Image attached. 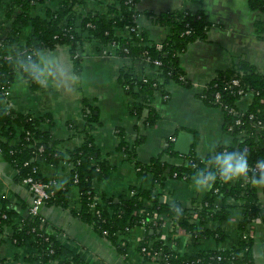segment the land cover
<instances>
[{"label": "crops", "instance_id": "crops-1", "mask_svg": "<svg viewBox=\"0 0 264 264\" xmlns=\"http://www.w3.org/2000/svg\"><path fill=\"white\" fill-rule=\"evenodd\" d=\"M60 0H47L29 10L30 16H43L47 9L57 8ZM113 0H84L78 5V13L88 11L106 13ZM249 0H139L136 26L147 33L150 42H161L168 35L167 26L156 23L159 14H171L182 9L202 12L209 23L204 37L191 41L178 55V63L183 70L186 84L167 83L162 92H157L151 106L158 114V120L149 127L130 113V104L134 99L126 94L118 81V74L127 62L113 55L111 46L102 47L95 40L87 41L80 60V69L74 70L67 45H57L52 51L63 54L73 70L79 75L78 90L72 98L49 95L37 88H30L27 81L16 74L12 84L1 101V106L13 108L20 113L42 115L49 114L52 123L42 124L49 129L56 148L66 152L83 144L86 136H91L100 157L112 167L108 179L96 182L94 189L101 197L130 196L133 187L151 188V177L138 176L133 161L127 160L117 149L123 132L124 140L133 143L142 137L136 147V161L147 163L160 157L168 167L185 163V156L178 153L165 154L162 149L166 141L174 139L180 130L193 134L190 153L203 158L220 146H231L232 137L222 130L223 113L220 108L204 104L198 97L199 87L207 84L222 70L228 69L239 59L252 64L264 73V9H251ZM10 8L8 0H0V41L11 26L12 19L6 16ZM31 34V28L21 30L20 38L14 46L19 49ZM120 36L128 32L119 29ZM5 49L9 50V47ZM133 71L149 76L151 70L142 63H133ZM251 94L240 99L238 107L246 109ZM88 115L93 116L87 121ZM0 161L3 173H0V207L5 206L11 224L21 223L27 216V207L32 195L20 181H15V170L2 156ZM71 162L64 161L57 167L39 162V171L43 178L61 186L70 180ZM208 191V190H207ZM207 191L197 190L193 177L189 180L168 177L162 187L153 191L154 198L168 205L176 204L180 209H190L201 201ZM258 191L260 216L249 226L253 243L251 247L252 263L264 264V195ZM130 193V194H129ZM68 207L44 204L40 208L41 228L53 235L62 246L61 254L45 264H62L76 258L77 264H158L142 259L136 248L137 242L144 237L145 230L135 227L127 235L126 254L120 251L118 241L113 245L103 235L98 234L89 224L74 214L79 205L77 188L71 186L67 191ZM219 207L221 199L217 197ZM232 207L228 216L221 222H208L210 228L220 227L224 240L216 242L213 238L202 239L193 244L190 236L178 227V230L157 228L159 238L164 242L172 241V248L178 253L192 255L197 251L221 247L228 249L237 245L240 236L237 224L241 220L239 202L227 200ZM163 217H168L161 213ZM159 229V230H158ZM12 226L5 225L0 233L1 264H41L31 258L35 250L31 242L14 245L10 239ZM172 231V232H171ZM174 240V242H173ZM120 242V241H119Z\"/></svg>", "mask_w": 264, "mask_h": 264}, {"label": "trees", "instance_id": "trees-1", "mask_svg": "<svg viewBox=\"0 0 264 264\" xmlns=\"http://www.w3.org/2000/svg\"><path fill=\"white\" fill-rule=\"evenodd\" d=\"M45 1L47 0H8L10 8L6 11V16L12 19V23L0 41V156L15 170L14 180L21 182L24 177L30 176L47 183L52 195L45 204L63 208L68 207L67 191L71 186H76L79 209L72 211L98 234L103 235L105 231V238L113 245L116 243L114 233L117 230L134 228L142 225L141 221L147 222L141 244L148 247V243H151V247L147 249L150 253H157L158 264H253L252 235L241 237L237 245L228 249L217 247L197 251L192 255L180 254L172 248L170 239L164 242L159 238L160 233H156L157 228L152 227L149 218L164 213L172 220V226H178L190 236L193 244L210 237L218 243L222 242L225 236L220 227L212 229L207 223L221 222L228 216L232 206L226 203L227 200L239 202L242 217L237 228L240 232H245L260 216L257 189L264 195V185L251 183V178L258 175V171L249 172L247 180L225 182L218 179L201 201L190 209L182 210L176 204L159 202L153 196L154 189L162 187L168 177L189 180L198 169L205 167L211 154L199 158L189 153L185 156V163L179 166L168 167L160 157L140 163L136 161L135 151L142 142V137L135 139L133 143H127L123 132L118 131L120 140L117 149L127 160L133 161L138 176L143 180L151 177L152 185L148 189L133 187V193L127 198L121 195L117 198L101 197V204L97 206L99 215L93 216L89 203L96 192L94 184L108 179L112 167L100 157L91 136L87 135L81 146L64 153L56 148V141L52 139L50 130L41 126L44 123L51 125L49 114L20 113L13 108L1 106L16 74L21 75L30 88H36L17 68L15 61L19 54L67 45L74 70L78 72L84 45L87 41L95 40L102 47L111 46L113 55L126 59L127 64L120 69L118 81L124 92L134 99L130 104V113L141 119L144 125L151 127L158 120V114L151 106L155 94L162 92L169 82L188 85L183 78L178 55L191 41L204 37L209 23L203 13L182 9L171 14H159L156 16V23L167 26L169 32L161 42H150L147 33L135 23L139 14L136 8L139 0H113L106 13L88 11L85 14L76 10L84 0H60L56 9H47L43 16H30L29 10ZM248 4L251 9H264V0H249ZM25 27L31 28V34L24 45L16 50L12 46L17 44L21 30ZM124 28L128 32L127 36L118 35V30ZM3 47L10 49L4 50ZM154 61L160 64L156 66ZM133 63H142L151 70V74L146 77L135 73L131 67ZM233 79L238 80L237 85L231 84ZM216 94L219 96V103L215 101ZM247 94H251V100L246 109L241 110L238 103ZM197 97L204 104L221 109L222 130L233 140L231 146H220L214 151L228 148L245 152L250 166L257 160H264V128L261 127L264 125V73L244 59H239L232 67L219 71ZM92 119L91 115L86 118L88 122ZM237 120L239 123H236ZM172 143L173 141H166L162 152L175 154ZM64 161L73 165L67 183L56 186L53 181L41 176L39 162L57 167ZM73 174L77 177L76 184H73ZM217 197L221 199L219 207L215 202ZM146 201L152 203L151 208H145ZM9 213L5 206L0 207V233L2 226H12L10 239L14 245L31 242L35 250L31 258L41 264L48 263L61 254V244L41 228L40 218L28 215L21 223L11 224ZM120 251L124 252L125 247H121ZM149 260L148 256H144V261ZM78 262L73 258L62 264Z\"/></svg>", "mask_w": 264, "mask_h": 264}, {"label": "clouds", "instance_id": "clouds-1", "mask_svg": "<svg viewBox=\"0 0 264 264\" xmlns=\"http://www.w3.org/2000/svg\"><path fill=\"white\" fill-rule=\"evenodd\" d=\"M16 66L37 89L49 95L72 98L78 90L80 77L63 54L51 49H36L19 54ZM258 175L251 178L254 185H264V160L256 161ZM250 165L248 155L242 151L224 148L214 151L193 176L197 190L207 191L221 181L247 180Z\"/></svg>", "mask_w": 264, "mask_h": 264}, {"label": "built area", "instance_id": "built-area-1", "mask_svg": "<svg viewBox=\"0 0 264 264\" xmlns=\"http://www.w3.org/2000/svg\"><path fill=\"white\" fill-rule=\"evenodd\" d=\"M160 47V46H159ZM6 47H3V49L5 50ZM7 50V49H6ZM154 64L156 66H158L160 63L158 61H154ZM238 80L237 79H233L231 81L232 85H237ZM206 84L201 85L199 87V92L200 93L204 88H205ZM239 94H241V91L238 92ZM245 96V95H244ZM243 96V97H244ZM219 96L218 94H216L215 96V101L218 102ZM219 103V102H218ZM220 106H222L221 104H219ZM241 109V108H240ZM241 110H245V109H241ZM233 112V111H232ZM249 118H251V115L249 116ZM236 123H239V121L237 120ZM262 128H264V125L261 126ZM174 139H170V141H173ZM40 150V149H39ZM71 168H73V165L71 164ZM137 170V169H136ZM258 171L256 168V163L250 166V171L249 172H255ZM184 180V178H182ZM54 182V181H53ZM21 183L23 185H25L28 190L30 191L31 195H32V201L31 204L28 206L27 208V213L29 216H31L32 218H40V208L41 206H43L45 204V202L51 197L52 192L49 189V185L45 182H42L40 180H36L33 179L30 176L24 177L21 181ZM55 183V182H54ZM77 183V177L76 174H73V184ZM74 186V185H73ZM76 187V186H74ZM217 190H214V192H216ZM78 192V191H77ZM133 193V191H131V194ZM130 194V193H129ZM130 194V195H131ZM78 201H79V193H78ZM101 196L100 194L96 193L93 195V197L91 198V201L89 203V210L92 213L93 216H98L99 215V209H97V206L101 204ZM152 207V203L150 201H146L145 202V208L149 209ZM79 209V205L78 208H76V210ZM150 223L152 225V227L154 228H167L168 230H174L175 228L178 230V226H172V220L169 217H163L162 215L156 214L154 216H151L149 218ZM142 225L136 226V227H141L145 230L146 228V223L145 221H141ZM135 228V227H134ZM133 228H129L126 227L124 228V230H117L114 235L116 237V240L118 241V246L121 247H125V250L127 248L126 244H125V240L127 235L130 234L131 230ZM239 231V230H238ZM172 232V231H171ZM239 238L238 240L242 237H245L246 235H251V230L248 227L247 230L245 232H240L239 231ZM103 237H105L107 235V233L105 231H103ZM145 236V234H144ZM144 237H142L143 239ZM140 239L137 244H136V248L138 250V252L141 254L142 259L144 260V256H148L150 258V260L148 262H156L157 260V253H150L148 251L147 248L151 247V243H148V247L144 246L143 244H141V240ZM120 241V242H119ZM127 251V250H126ZM126 251H124V255L126 254ZM182 254V253H181ZM219 259V257H218Z\"/></svg>", "mask_w": 264, "mask_h": 264}, {"label": "water", "instance_id": "water-1", "mask_svg": "<svg viewBox=\"0 0 264 264\" xmlns=\"http://www.w3.org/2000/svg\"><path fill=\"white\" fill-rule=\"evenodd\" d=\"M193 141V134L188 131L180 130L176 133V136L173 140V151L180 155L187 156L190 153L191 144ZM4 161H0V173H3L2 164ZM159 231H156L158 234Z\"/></svg>", "mask_w": 264, "mask_h": 264}]
</instances>
